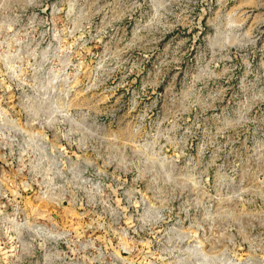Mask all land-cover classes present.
I'll return each mask as SVG.
<instances>
[{"label": "rangeland", "instance_id": "obj_1", "mask_svg": "<svg viewBox=\"0 0 264 264\" xmlns=\"http://www.w3.org/2000/svg\"><path fill=\"white\" fill-rule=\"evenodd\" d=\"M0 264H264V0H0Z\"/></svg>", "mask_w": 264, "mask_h": 264}]
</instances>
